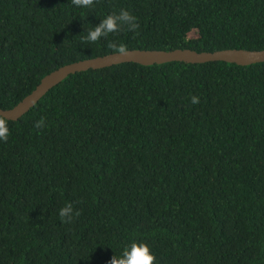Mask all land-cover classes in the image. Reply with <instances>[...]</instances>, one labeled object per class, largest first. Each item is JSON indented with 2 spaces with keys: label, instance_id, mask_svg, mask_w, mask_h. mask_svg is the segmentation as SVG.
<instances>
[{
  "label": "trees",
  "instance_id": "16d2710c",
  "mask_svg": "<svg viewBox=\"0 0 264 264\" xmlns=\"http://www.w3.org/2000/svg\"><path fill=\"white\" fill-rule=\"evenodd\" d=\"M121 9L139 35L81 42ZM109 40L261 50L264 0H0V108L60 66L112 53ZM7 121L0 264H109L132 242L155 264H264V62L88 69ZM69 202L82 214L65 224Z\"/></svg>",
  "mask_w": 264,
  "mask_h": 264
},
{
  "label": "water",
  "instance_id": "95a60500",
  "mask_svg": "<svg viewBox=\"0 0 264 264\" xmlns=\"http://www.w3.org/2000/svg\"><path fill=\"white\" fill-rule=\"evenodd\" d=\"M172 61H182L185 63L223 61L237 65H250L257 62H264V49L248 50L242 48H227L211 52H197L188 48H175L172 50L129 49L128 54L109 53L80 60L60 66L43 76L36 87L16 105L8 109L0 108V115H3L7 120H17L32 108L49 89L60 83L68 75L76 72L86 71L88 69H100L124 62L153 65Z\"/></svg>",
  "mask_w": 264,
  "mask_h": 264
},
{
  "label": "clouds",
  "instance_id": "9594fccd",
  "mask_svg": "<svg viewBox=\"0 0 264 264\" xmlns=\"http://www.w3.org/2000/svg\"><path fill=\"white\" fill-rule=\"evenodd\" d=\"M71 3L80 8L93 9L97 6L98 0H71ZM140 23L138 17L126 9H121L118 14H109L102 19V22L88 29L86 35H82V43L94 44L102 39H107L111 35H118L121 32H132L139 35ZM107 47L114 54H128L129 49L126 44L117 40H109ZM192 105L200 103L198 95L190 97ZM46 126V118L41 117L35 122V129H43ZM11 135L7 119L0 115V141L7 142ZM81 211L75 210L71 202L66 203L59 210V218L65 224L74 222V219L81 215ZM156 257L151 252L150 246L146 243L132 242L130 246L125 247L120 256L114 255L109 264H155Z\"/></svg>",
  "mask_w": 264,
  "mask_h": 264
}]
</instances>
